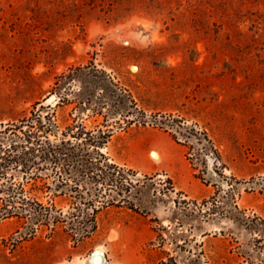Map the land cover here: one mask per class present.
<instances>
[{
    "label": "rangeland",
    "instance_id": "rangeland-1",
    "mask_svg": "<svg viewBox=\"0 0 264 264\" xmlns=\"http://www.w3.org/2000/svg\"><path fill=\"white\" fill-rule=\"evenodd\" d=\"M264 264V0H0V264Z\"/></svg>",
    "mask_w": 264,
    "mask_h": 264
},
{
    "label": "bare ground",
    "instance_id": "bare-ground-1",
    "mask_svg": "<svg viewBox=\"0 0 264 264\" xmlns=\"http://www.w3.org/2000/svg\"><path fill=\"white\" fill-rule=\"evenodd\" d=\"M83 263L105 264L99 252L93 253V255H91L88 259H86Z\"/></svg>",
    "mask_w": 264,
    "mask_h": 264
}]
</instances>
